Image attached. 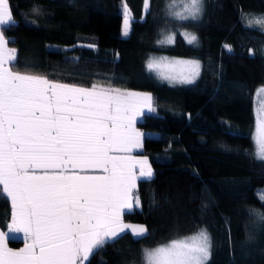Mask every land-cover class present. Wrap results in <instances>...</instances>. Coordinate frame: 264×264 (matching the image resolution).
Returning <instances> with one entry per match:
<instances>
[{"label":"trees","instance_id":"1","mask_svg":"<svg viewBox=\"0 0 264 264\" xmlns=\"http://www.w3.org/2000/svg\"><path fill=\"white\" fill-rule=\"evenodd\" d=\"M171 1L150 0L145 12L144 0H9L14 23L2 27L17 50L15 70L153 97L155 111L136 124L152 133L140 153L154 175L138 181L141 207L124 216L148 233L123 235L90 264H142V249L199 229L211 237L208 264H264V161L255 158L252 140L255 90L264 86V26H249L264 16V0H203L195 21L163 17ZM125 5L128 36L121 35ZM164 24L192 29L198 43L176 32L172 45H159ZM151 54L197 59L201 74L192 84L161 82L146 69ZM10 216V199L0 195L1 230ZM7 244L18 248L22 239Z\"/></svg>","mask_w":264,"mask_h":264},{"label":"snow or ice","instance_id":"2","mask_svg":"<svg viewBox=\"0 0 264 264\" xmlns=\"http://www.w3.org/2000/svg\"><path fill=\"white\" fill-rule=\"evenodd\" d=\"M179 3L176 18L202 16L203 0ZM149 8L144 0L145 12ZM130 20L125 5L124 36ZM253 22L264 26V16L250 19L249 26ZM12 23L9 0H0V195L12 209L8 232L0 231V264H90L123 235L138 239L148 233L124 216L141 207L138 181L154 175L147 156L132 155L142 148L138 117L155 111L153 97L111 83L82 86L15 70L17 50L8 47L2 27ZM183 36L198 43L195 34ZM174 40L175 34H165L157 43ZM146 69L173 84H192L201 74L198 60L166 56L150 58ZM252 140L255 158L264 161V104L256 109ZM258 195L264 200V190ZM17 233L24 246L14 250L7 242ZM211 247L201 229L142 249V264H208Z\"/></svg>","mask_w":264,"mask_h":264},{"label":"rangeland","instance_id":"3","mask_svg":"<svg viewBox=\"0 0 264 264\" xmlns=\"http://www.w3.org/2000/svg\"><path fill=\"white\" fill-rule=\"evenodd\" d=\"M170 0H168L169 2ZM165 4V3H164ZM171 4H172V1H171ZM163 5V11L161 12L162 16L165 17V18H172V19H175V21H181L180 19L176 18L172 13L173 12H178V11H182V8L180 6V3H179V0H177V3L174 7H170V5ZM255 17H261V16H255ZM201 18V17H200ZM199 18V19H200ZM187 21V20H186ZM188 21H195V20H191V19H188ZM123 27H124V18H123V22H122V30H121V35H123ZM167 27H171L173 29V31L170 33L171 29L170 28H167ZM176 26L174 25H167V24H164L162 25V28L160 29V33H159V37L158 38H163V35L165 34H175L176 32H178L184 39L185 37L183 36V33L187 32V33H191V34H195L196 33L192 30V29H189V28H185V27H179L177 26V29L175 31V28ZM175 31V32H174ZM186 40V39H185ZM259 52L264 55V41L259 45ZM161 56H166L168 57L169 59H184V60H197V59H194V58H188V57H178V56H169V55H164V54H151L147 57L146 59V63L147 61L150 59V58H159ZM199 61V60H198ZM200 62V61H199ZM154 73V72H153ZM155 74V73H154ZM155 77L161 81V82H168L167 80H162L160 78L157 77V75L155 74ZM169 83V82H168ZM170 84H173V83H170ZM175 84H181V83H175ZM261 88H264V86L262 87H258L256 90H255V96H254V122H255V116H256V109L261 105V104H264V91H258L260 90ZM130 91H136V92H142V93H150L148 91H143V90H136V89H128ZM151 94V93H150ZM253 131H254V125H253V130H252V134H253ZM201 230V229H199ZM199 230H197L196 232H193L191 234H188V235H192V234H195L197 233ZM186 235V236H188ZM184 237V236H183ZM157 246V245H156ZM153 248V247H152Z\"/></svg>","mask_w":264,"mask_h":264},{"label":"crops","instance_id":"4","mask_svg":"<svg viewBox=\"0 0 264 264\" xmlns=\"http://www.w3.org/2000/svg\"><path fill=\"white\" fill-rule=\"evenodd\" d=\"M8 47H9V46H8ZM9 48H12V47H9ZM145 111H146V110H145ZM138 119H139V117H138ZM136 128H137V124H136ZM137 129H138V128H137ZM139 132H141V131H139ZM141 133L143 134V135H142V142H143V136H144L145 134H146V135H152V133H150V132H141ZM140 151H141V148H140V149H136V150L133 151L132 155H134V156H146V155L140 153ZM11 211H12V209H11ZM10 223H11V216H10V219H9V221H8V223H7L6 229H5V230H1V229H0V231L8 232V225H9ZM10 238H20V239H22V244H21L18 248H12V247L8 246L9 248L14 249V250H18V249H20V248H22V247L24 246L23 234H22V233L12 234V235H10Z\"/></svg>","mask_w":264,"mask_h":264}]
</instances>
